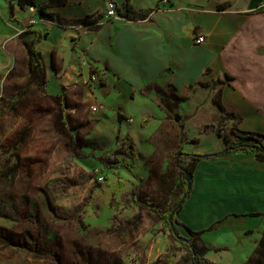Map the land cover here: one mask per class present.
I'll return each instance as SVG.
<instances>
[{
    "label": "crops",
    "instance_id": "0c3cea01",
    "mask_svg": "<svg viewBox=\"0 0 264 264\" xmlns=\"http://www.w3.org/2000/svg\"><path fill=\"white\" fill-rule=\"evenodd\" d=\"M110 1L121 13L128 4L138 11H150L149 17L108 20L98 28L77 31L73 26L79 20L104 14L107 0H66L65 6L50 10L64 24L54 27L51 23L53 29H41L48 32L49 64L43 56L47 81L48 68L51 76L59 79L54 90L73 81L80 66H86L89 75L92 69L103 80L93 83L95 94L83 101L85 106H97L92 112L99 117L109 114L117 129L125 127L121 140L128 135L135 151L136 144L148 151L150 140L169 129L183 148L189 115L180 114L178 109L184 105L193 108L195 118L198 111L212 107L215 122L233 133L264 135V0H169L168 5L160 0ZM10 2L14 4L13 17L9 15ZM7 10L14 20L20 17L18 11L25 9L8 0ZM20 19L18 22L25 25ZM199 35L205 37L203 44L194 41ZM67 60L72 68L70 76L64 64ZM119 114L124 117L121 121ZM174 115L182 119V130ZM143 119H148L145 127ZM132 122L135 124L130 125ZM133 126L137 130L130 133ZM137 150L141 153L138 146ZM177 151L181 150L168 152L167 158ZM136 155L134 162L138 161L137 151ZM223 218L221 226L201 236V242L210 248L227 247V242L217 240L221 231H227L225 223L241 228L243 235L257 233L239 262L243 264L264 231V163L254 154L234 150L211 162L199 161L194 168L192 188L177 220L192 231H200ZM209 253L206 264H221L226 250L214 252V259Z\"/></svg>",
    "mask_w": 264,
    "mask_h": 264
},
{
    "label": "rangeland",
    "instance_id": "374dc122",
    "mask_svg": "<svg viewBox=\"0 0 264 264\" xmlns=\"http://www.w3.org/2000/svg\"><path fill=\"white\" fill-rule=\"evenodd\" d=\"M7 1L0 0V99H7L15 86L24 82L28 72L26 51L18 37L23 28L53 29L51 23L29 8L18 11L20 17L11 20ZM28 15L29 19L24 20ZM20 18L25 25L18 22ZM40 44L39 50L49 64V42L43 40ZM64 64L70 76V62ZM48 74L47 89L63 93L76 108L67 112V128L59 119L60 109L51 112L53 104L41 102L37 107L9 115L0 103V143H7L14 138V131L28 125L31 135L21 153L31 159L28 164L39 162L32 176L22 171L9 191L18 203L20 218L16 226L0 219V236L13 240L9 245L0 244V264H166V256L178 262L185 250L167 225L144 209V199L162 205L177 187L179 174L170 169L168 152L179 148L183 152L193 149L214 153L225 148L227 141L231 145L243 142L242 136L218 125L212 107L198 111L195 118L191 115L193 108L181 106L178 112L190 116L185 121L183 148L181 141L176 142L172 129L161 137L154 136L150 140L154 147L149 143L148 151L135 145L138 161L129 164L143 179L137 191V181L129 172L108 168L116 159L115 151L120 149L126 128L117 129L109 114L99 117L91 111L93 106L87 107L83 102L95 94L93 83L103 78L92 80L86 66H80L74 80L57 91L54 89L59 79L51 76L49 68ZM136 130L133 126L130 133ZM116 179L124 183V189L112 198L108 185ZM135 196L138 205L133 202ZM224 225L227 231H221L217 239L227 242L221 264H239L257 233L243 235L241 228ZM23 226L27 232L22 230ZM176 229L182 237H188L185 228L177 225ZM209 254L211 259L216 257L214 252Z\"/></svg>",
    "mask_w": 264,
    "mask_h": 264
},
{
    "label": "trees",
    "instance_id": "16d2710c",
    "mask_svg": "<svg viewBox=\"0 0 264 264\" xmlns=\"http://www.w3.org/2000/svg\"><path fill=\"white\" fill-rule=\"evenodd\" d=\"M14 3L21 10L33 8L42 19L53 23L54 27H64V24L57 19V15L50 10L65 6L66 0H14ZM13 7V3H8L10 17H13ZM117 10L120 16H122L126 21L145 20L150 14V11H138L128 4H126L124 13H121L119 9ZM102 17V14L86 16L84 19L79 20V23L76 24L86 26L89 29L91 27H96ZM96 28H98V26ZM47 36V31H42L41 29H36L32 26L24 27L22 32L18 35L26 51L28 59V72L25 76L24 82L16 85L14 91L8 95L7 99H0V103H2L1 109L9 115H17L20 111L39 106L41 102L50 103L53 104L51 105V112L56 111L57 108L60 109L61 112L58 114L59 119L61 124L67 128V112L74 111L76 108L69 104V99L64 94L52 95L47 92L48 81L46 78L45 61L41 51L39 50V44L45 40ZM93 74L94 71L90 69V77ZM9 77L10 75L7 79ZM123 119L124 117L119 114L118 120L121 121ZM174 119L176 120L179 129L182 130L184 124L180 116L174 115ZM147 123L148 119H143L141 121L142 127H145ZM87 124L88 122L86 121L85 126H87ZM30 135L31 128L28 125H23L21 128L14 131L13 139L7 141V143H0V155L2 157V160H0V219L15 224L14 226L19 223L20 211L15 196L9 191L22 171H27L28 176H32L34 174V166L39 165L38 161H33L32 164H28L31 159L29 157H25L21 153L26 148ZM240 135L242 136L243 142L231 145L229 144V141H227L225 148L218 152L204 154L192 151H177L176 153L169 155L171 168L173 169L172 171L176 170V173L179 174L177 187L170 193V198L162 205H159L157 202L148 201L147 199H144L142 203L144 209L149 211L151 215H154L159 222H164L167 225L175 240L179 241L180 246L185 250L184 257L178 262H175L173 259H168V256H166V264H206L207 261L205 256L208 252L212 251L216 253L221 250H226V248L206 247L201 242V236L204 233L215 230V228H217V226L226 218L213 223L206 229L192 231L189 228L184 227L183 224L177 220L176 216L181 211L182 204L184 203L182 201L183 197H185L186 200L190 192V190L187 189L188 185L185 182L184 173L187 172L189 175L193 176L194 168L199 161L205 160L211 162L227 152L239 150L254 154L258 161L264 163V135L259 133L243 132L240 133ZM67 147L70 148L71 146L67 144ZM115 155L116 159L112 161L114 165L111 164L108 168L113 171L124 169L129 172L137 181L135 190L139 191L141 189L140 185L142 184L143 179L134 172L129 164L130 161L134 162L136 160L137 155L128 135L122 138L120 149L115 151ZM186 160H188V163ZM115 174H117V172H115ZM189 185L190 187L192 186V181ZM108 186H111L112 198H115L124 189V183L119 179H116L112 185ZM134 192L133 194H136ZM136 198L137 196L133 197V202L138 205L139 202L135 200ZM179 204H181L180 207H178ZM173 211H175L173 218V222L175 224L174 232L171 231L167 220ZM20 223L22 224L24 221ZM177 225L185 228L188 237H182L179 234L176 229ZM22 230L26 231L27 229L23 226ZM12 242L13 240L10 236H0V244L9 245L12 244ZM243 264H264V231L262 232L261 239L257 243L253 254Z\"/></svg>",
    "mask_w": 264,
    "mask_h": 264
},
{
    "label": "built area",
    "instance_id": "2783aa9c",
    "mask_svg": "<svg viewBox=\"0 0 264 264\" xmlns=\"http://www.w3.org/2000/svg\"><path fill=\"white\" fill-rule=\"evenodd\" d=\"M170 3L169 0H160V4H166L168 5ZM110 21V20H125L122 16H120V14L118 13L117 7L115 5V3H113L110 0H107L106 2V7H105V12L103 14V17L99 20V22L97 23H103L104 21ZM49 23V22H48ZM73 28L77 31L79 30H86L88 29L86 26H82V25H77V26H73ZM196 44H203L205 42V37L203 35H199L197 37H195L194 39ZM90 78H92V80L96 81L97 77L92 75ZM96 108L92 107L91 111H95Z\"/></svg>",
    "mask_w": 264,
    "mask_h": 264
},
{
    "label": "water",
    "instance_id": "95a60500",
    "mask_svg": "<svg viewBox=\"0 0 264 264\" xmlns=\"http://www.w3.org/2000/svg\"><path fill=\"white\" fill-rule=\"evenodd\" d=\"M184 178H185V182L186 184L188 185L187 189L190 190V182L192 181L193 179V176L192 175H189L187 172L184 173ZM182 201L184 202L185 201V197H183ZM181 204L178 205V207H180ZM174 215H175V211H173L169 217H168V223H169V227L171 229L172 232L175 231V224L173 222V218H174Z\"/></svg>",
    "mask_w": 264,
    "mask_h": 264
}]
</instances>
